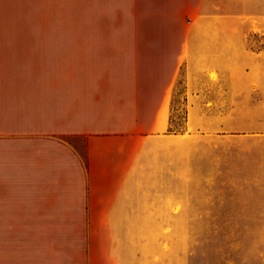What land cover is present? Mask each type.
Here are the masks:
<instances>
[{
	"label": "crops",
	"instance_id": "obj_1",
	"mask_svg": "<svg viewBox=\"0 0 264 264\" xmlns=\"http://www.w3.org/2000/svg\"><path fill=\"white\" fill-rule=\"evenodd\" d=\"M91 7L92 55L110 66H52L48 0H0V264H37V231L66 241L61 264H130L131 232L148 230L132 217L171 144L264 134V49L247 44L264 34V0Z\"/></svg>",
	"mask_w": 264,
	"mask_h": 264
},
{
	"label": "rangeland",
	"instance_id": "obj_2",
	"mask_svg": "<svg viewBox=\"0 0 264 264\" xmlns=\"http://www.w3.org/2000/svg\"><path fill=\"white\" fill-rule=\"evenodd\" d=\"M48 2L52 66H110L92 55L98 49L92 47L91 0ZM247 44L263 50L264 34H251ZM76 52L83 54L78 64ZM182 91L183 77L174 101L175 131L186 125ZM160 163L146 213L132 217L148 230L131 232L130 264H264V134L185 136ZM49 233L36 232L37 264H61L55 255L66 241Z\"/></svg>",
	"mask_w": 264,
	"mask_h": 264
},
{
	"label": "trees",
	"instance_id": "obj_3",
	"mask_svg": "<svg viewBox=\"0 0 264 264\" xmlns=\"http://www.w3.org/2000/svg\"><path fill=\"white\" fill-rule=\"evenodd\" d=\"M172 130V129H171Z\"/></svg>",
	"mask_w": 264,
	"mask_h": 264
}]
</instances>
